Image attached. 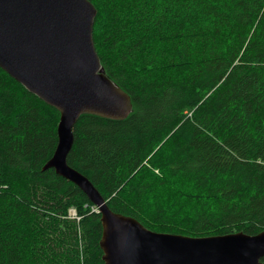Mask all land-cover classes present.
Returning <instances> with one entry per match:
<instances>
[{"label": "trees", "instance_id": "1", "mask_svg": "<svg viewBox=\"0 0 264 264\" xmlns=\"http://www.w3.org/2000/svg\"><path fill=\"white\" fill-rule=\"evenodd\" d=\"M89 1L131 111L81 114L68 165L156 232L264 230V0ZM59 118L0 68V264H105L98 208L44 167Z\"/></svg>", "mask_w": 264, "mask_h": 264}, {"label": "water", "instance_id": "2", "mask_svg": "<svg viewBox=\"0 0 264 264\" xmlns=\"http://www.w3.org/2000/svg\"><path fill=\"white\" fill-rule=\"evenodd\" d=\"M89 0H0V68L60 112L57 145L45 164L98 208L105 264H264V230L187 236L156 232L112 211L97 188L67 163L73 126L84 113L123 119L129 96L105 73L93 43Z\"/></svg>", "mask_w": 264, "mask_h": 264}]
</instances>
